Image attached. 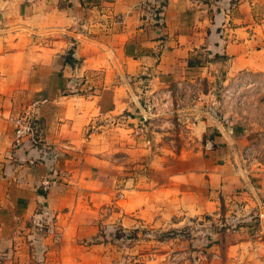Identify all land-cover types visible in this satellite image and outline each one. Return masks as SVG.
<instances>
[{
  "label": "crops",
  "instance_id": "1",
  "mask_svg": "<svg viewBox=\"0 0 264 264\" xmlns=\"http://www.w3.org/2000/svg\"><path fill=\"white\" fill-rule=\"evenodd\" d=\"M142 1L0 0V256L5 264H16L9 258L18 255L19 264H25L23 256L32 244L27 220L38 207L48 202L55 211L68 208L63 215L67 220L72 215L76 194L61 183L46 194V178L61 170L74 178L83 167L111 159L92 155L100 150L92 145L95 133L84 136L92 123L123 118L121 130L137 133L145 117L157 115L164 90L181 86L185 73L204 65L194 57L222 58L229 74L264 73V0H168L162 31L143 18ZM78 31L83 40L76 42L70 64L65 55ZM95 71L102 73L101 81L93 79ZM20 90L38 96L27 104L41 121L38 146L13 145L14 95ZM108 91L110 108L103 111ZM219 125L210 118L200 121L198 137L211 133L206 141L214 149L204 151L202 142L201 151L208 157L180 180L190 191L195 189L192 184L211 197L222 193L230 198L244 184L252 207L254 195L264 197V175L260 188L237 182L229 165L232 140L227 128L221 125L222 133L209 128ZM48 148L68 155L51 161L45 156ZM84 179L85 174L80 183Z\"/></svg>",
  "mask_w": 264,
  "mask_h": 264
},
{
  "label": "rangeland",
  "instance_id": "2",
  "mask_svg": "<svg viewBox=\"0 0 264 264\" xmlns=\"http://www.w3.org/2000/svg\"><path fill=\"white\" fill-rule=\"evenodd\" d=\"M96 9L101 11L99 5ZM82 35L78 31L73 37L65 60L72 58ZM193 60L204 65L185 73L181 86L164 90L157 115L145 117L137 133L121 130L123 118L98 120L88 127L84 136L95 133L92 145L100 149L92 155L110 160L87 165L74 178L63 170L46 178V194L53 184H64L76 194L75 205L68 220L63 216L68 208L55 211L48 202L38 207L33 215L45 212L43 228H34L33 215L28 218L32 244L23 256L25 264H264V197L254 195L251 207L244 184L230 198L222 193L211 197L192 184L195 189L190 191L180 180L208 157L201 151L202 142L204 151L214 149L212 141H206L211 133L198 137L200 121L210 118L220 124L211 130L222 133L221 125L227 128L232 140L229 165L237 182L259 187L264 175V73L229 74L222 58ZM92 77L101 81L102 73L95 71ZM37 97L27 90L14 95L15 148L42 143L41 121L27 106ZM108 99L111 102V91L104 94L103 111L110 108ZM19 122L32 126L21 144L15 140ZM45 154L55 162L68 155L52 148ZM52 225L59 240L50 235ZM4 259L1 255V264ZM9 259L19 264L21 257Z\"/></svg>",
  "mask_w": 264,
  "mask_h": 264
},
{
  "label": "built area",
  "instance_id": "3",
  "mask_svg": "<svg viewBox=\"0 0 264 264\" xmlns=\"http://www.w3.org/2000/svg\"><path fill=\"white\" fill-rule=\"evenodd\" d=\"M202 4L214 3L217 0H197ZM169 3L168 0H143L139 6V10L142 13L143 18L149 23L150 26L154 27L155 30L162 31L166 24V18L168 13ZM32 126L30 123L19 122L16 129V143L21 144L24 142L25 136L30 133ZM44 189L48 191L50 181L44 182ZM46 186V187H45ZM31 223L34 228H43L46 223L45 212L43 210L36 212L31 217ZM49 229L50 235L54 240L60 239L57 227ZM1 264V262H0Z\"/></svg>",
  "mask_w": 264,
  "mask_h": 264
},
{
  "label": "trees",
  "instance_id": "4",
  "mask_svg": "<svg viewBox=\"0 0 264 264\" xmlns=\"http://www.w3.org/2000/svg\"><path fill=\"white\" fill-rule=\"evenodd\" d=\"M66 61H67L68 63H70V64H73V63H74V60H73V58H71V57L66 58ZM190 66H191V62H190Z\"/></svg>",
  "mask_w": 264,
  "mask_h": 264
}]
</instances>
